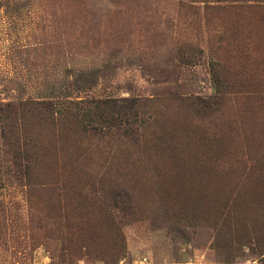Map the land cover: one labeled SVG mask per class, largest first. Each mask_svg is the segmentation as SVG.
Wrapping results in <instances>:
<instances>
[{
  "label": "rangeland",
  "instance_id": "374dc122",
  "mask_svg": "<svg viewBox=\"0 0 264 264\" xmlns=\"http://www.w3.org/2000/svg\"><path fill=\"white\" fill-rule=\"evenodd\" d=\"M0 103V264H264V0H0Z\"/></svg>",
  "mask_w": 264,
  "mask_h": 264
},
{
  "label": "trees",
  "instance_id": "16d2710c",
  "mask_svg": "<svg viewBox=\"0 0 264 264\" xmlns=\"http://www.w3.org/2000/svg\"><path fill=\"white\" fill-rule=\"evenodd\" d=\"M191 100L194 105H202L200 104L201 99L198 97ZM207 104L210 106L209 103ZM52 109L55 114L67 111L75 121L81 123L83 126L95 124V126L101 127L134 121L142 112L141 103L134 97L123 98L121 100L111 97L86 98L75 101L67 100L54 104ZM27 114L24 108L18 110L7 103H0V137L5 142L9 144L13 143L16 146L14 155H16L15 158L22 168H30L32 165L29 149L25 146L23 147L17 139V134L21 135L23 133L22 125L25 124ZM42 116L49 121L51 113H44L40 115V118ZM46 125H48V122H46ZM28 137L29 134L24 131V138ZM14 138L16 140L15 143Z\"/></svg>",
  "mask_w": 264,
  "mask_h": 264
},
{
  "label": "bare ground",
  "instance_id": "6f19581e",
  "mask_svg": "<svg viewBox=\"0 0 264 264\" xmlns=\"http://www.w3.org/2000/svg\"><path fill=\"white\" fill-rule=\"evenodd\" d=\"M196 166H197V165H196ZM199 168H200V166H199ZM196 169H197V167H196ZM199 170H200V169H199ZM199 170H198V171H199ZM200 172H201V171H200ZM192 175H193V174H192ZM201 175H202V174H201ZM194 176H195V175H194ZM196 177H197V175H196ZM199 177H201V176H199ZM193 178H194V177H193ZM197 178H198V177H197ZM194 179H195V178H194ZM196 180H197V179H196ZM194 182H195V180H194ZM196 182H197V181H196ZM199 183H200V181H199ZM202 183H203V182H202ZM196 184H197V183H196ZM207 184H208V183H207ZM194 186H195V185H194ZM203 186H204V185H203ZM195 187H196V186H195ZM200 187H201V186H200ZM200 187H199V188H200ZM205 188H206V187H205ZM209 188H210V187H209ZM203 190H204V189H203ZM206 191H207V190H206ZM206 191H205V192H206ZM207 192H208V191H207ZM206 194H207V193H206ZM209 194H210V192H209ZM200 195H201V194H200ZM204 196H205V193H203V198H204ZM205 197H206V196H205ZM206 200H207V197H206Z\"/></svg>",
  "mask_w": 264,
  "mask_h": 264
}]
</instances>
